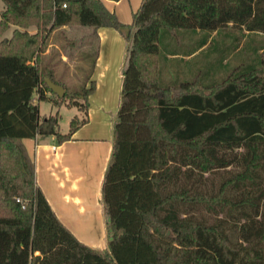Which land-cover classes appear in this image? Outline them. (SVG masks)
Returning a JSON list of instances; mask_svg holds the SVG:
<instances>
[{
	"label": "trees",
	"instance_id": "16d2710c",
	"mask_svg": "<svg viewBox=\"0 0 264 264\" xmlns=\"http://www.w3.org/2000/svg\"><path fill=\"white\" fill-rule=\"evenodd\" d=\"M2 1L0 264H264V49L254 66L213 85L161 81L170 35L227 27L264 35V0H142L130 23L104 0ZM68 27L92 29L93 64L97 28H115L127 44L102 185L105 250L59 221L24 143H62L88 122L95 80L88 75V85L71 92L52 64H41L50 36ZM45 77L64 87L63 97ZM36 101L75 106L80 116L63 133L58 112L41 115Z\"/></svg>",
	"mask_w": 264,
	"mask_h": 264
},
{
	"label": "rangeland",
	"instance_id": "374dc122",
	"mask_svg": "<svg viewBox=\"0 0 264 264\" xmlns=\"http://www.w3.org/2000/svg\"><path fill=\"white\" fill-rule=\"evenodd\" d=\"M141 1L123 0L117 4L110 3L108 8L116 13L122 23H130ZM3 8L4 3L0 0V10ZM109 28H112V33L105 36L103 41L99 39L97 65V59L93 64L96 48L88 45H93L94 39L91 35L88 37L87 31L77 27L57 30L50 36L47 49L41 56V64H52L55 80L71 92H80L88 85L87 78L90 75V78L95 79L94 92H106L118 109L122 88L121 71L127 44L115 28ZM9 35L10 30L5 36ZM208 36L206 44L200 47V43ZM82 43H86V47H82ZM82 48L86 53L85 57L82 55ZM161 48L162 84H173L179 82V79L192 82L197 77L208 86L221 82L235 69L238 73L248 66H254L258 61L256 52L264 49V35L247 34L246 31L230 27L212 33L180 29L174 36L170 35ZM190 53L192 54L189 55ZM8 79L12 83L18 81L13 75ZM37 103L41 115H55L58 112L59 129L63 133L67 132L71 118L80 114L75 106L55 107L46 101Z\"/></svg>",
	"mask_w": 264,
	"mask_h": 264
},
{
	"label": "crops",
	"instance_id": "0c3cea01",
	"mask_svg": "<svg viewBox=\"0 0 264 264\" xmlns=\"http://www.w3.org/2000/svg\"><path fill=\"white\" fill-rule=\"evenodd\" d=\"M119 1L104 0L107 7ZM111 29L97 28L98 43L112 33ZM108 96L106 92L89 95L88 122L69 140L58 143L53 136L24 139L34 160L36 183L51 209L80 242L96 250L107 248L102 185L112 153V125L117 112Z\"/></svg>",
	"mask_w": 264,
	"mask_h": 264
},
{
	"label": "water",
	"instance_id": "95a60500",
	"mask_svg": "<svg viewBox=\"0 0 264 264\" xmlns=\"http://www.w3.org/2000/svg\"><path fill=\"white\" fill-rule=\"evenodd\" d=\"M45 82L48 85L49 89L59 97H63L65 89L62 85L54 83L49 77H45Z\"/></svg>",
	"mask_w": 264,
	"mask_h": 264
}]
</instances>
